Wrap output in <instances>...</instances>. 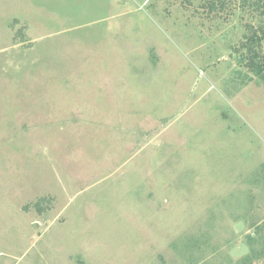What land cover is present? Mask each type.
<instances>
[{"label": "rangeland", "instance_id": "obj_1", "mask_svg": "<svg viewBox=\"0 0 264 264\" xmlns=\"http://www.w3.org/2000/svg\"><path fill=\"white\" fill-rule=\"evenodd\" d=\"M247 1L0 0V264H264Z\"/></svg>", "mask_w": 264, "mask_h": 264}, {"label": "trees", "instance_id": "obj_2", "mask_svg": "<svg viewBox=\"0 0 264 264\" xmlns=\"http://www.w3.org/2000/svg\"><path fill=\"white\" fill-rule=\"evenodd\" d=\"M220 0H217V2ZM248 6L252 7L256 11L264 12V0H248ZM221 3V2H220ZM245 3V1H244ZM215 7L214 4L210 6V9L213 10ZM261 35L257 34V31L251 33L247 37L244 47L247 48L246 53V63L245 66L249 71H251L255 76L264 78V55L260 54V49L257 50L262 44H264V27L261 29ZM251 242H255V236L248 237ZM246 260V259H245Z\"/></svg>", "mask_w": 264, "mask_h": 264}]
</instances>
